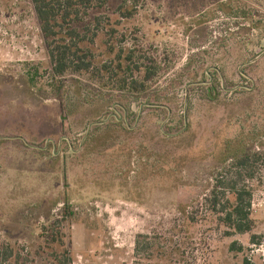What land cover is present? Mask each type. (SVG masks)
<instances>
[{
    "label": "rangeland",
    "instance_id": "obj_1",
    "mask_svg": "<svg viewBox=\"0 0 264 264\" xmlns=\"http://www.w3.org/2000/svg\"><path fill=\"white\" fill-rule=\"evenodd\" d=\"M78 10L94 69L54 78L31 0H0V264H264V0Z\"/></svg>",
    "mask_w": 264,
    "mask_h": 264
},
{
    "label": "trees",
    "instance_id": "obj_2",
    "mask_svg": "<svg viewBox=\"0 0 264 264\" xmlns=\"http://www.w3.org/2000/svg\"><path fill=\"white\" fill-rule=\"evenodd\" d=\"M31 2L39 21L41 34L49 40L47 53L53 77L60 78L66 73L91 72L94 69L92 57L79 47L86 36L72 24L79 16L78 7L86 6L92 0H31ZM130 60L131 57L128 58V61ZM150 74L145 76V81L150 79ZM130 86L131 89L136 90L140 85L136 80H132ZM245 160H248V157L245 159L240 157L235 165L244 166ZM228 182L229 180L221 177L216 182L217 185L208 202L213 211L223 214L220 218L225 226L235 233L245 234L251 231L253 225L249 219L251 194L243 189H237L236 183ZM227 194L232 195L233 201L226 197ZM244 264L249 263L245 261Z\"/></svg>",
    "mask_w": 264,
    "mask_h": 264
}]
</instances>
